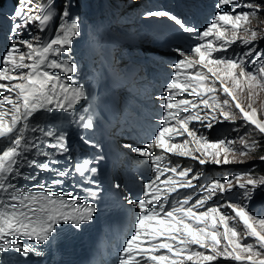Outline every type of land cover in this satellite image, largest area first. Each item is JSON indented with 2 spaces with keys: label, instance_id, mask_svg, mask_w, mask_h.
<instances>
[{
  "label": "snow or ice",
  "instance_id": "6c2138e0",
  "mask_svg": "<svg viewBox=\"0 0 264 264\" xmlns=\"http://www.w3.org/2000/svg\"><path fill=\"white\" fill-rule=\"evenodd\" d=\"M74 7L73 0H64L60 8L55 0L34 6L31 0H18L10 17L12 39L0 56V264H34L28 258L45 255L38 246L50 245L61 224L78 230L93 219L97 210L95 204L85 203L72 193L54 191L37 178L40 172H51L58 178L50 184L57 186L72 174L50 166L49 162L58 163L57 154L70 151L68 135L54 124L46 127L40 114L75 113L77 105L88 99L83 84L70 83L71 75L78 72L76 64L59 59L62 54L70 56L74 39L81 34ZM215 7L220 11L202 31L169 11L146 13L148 17H167L182 32L194 34L204 43L190 49L195 56L177 49L181 58L173 65L175 75L165 86L167 95L159 97L166 102L164 124L151 142L146 146L125 145L151 161L155 178L143 184V198L126 196L127 203L135 205L139 214L118 264H213L219 258L239 264H264V218L252 214L246 204L231 200L200 210L218 194L223 196L235 188L251 200L254 189L264 185V176L244 172L223 181L213 179L197 188L194 181L202 173L191 166L173 164L168 158V154L186 157L199 165L245 163L244 158L260 145V141L246 137L253 132L264 136V118L253 107L257 90H264V49L254 42L264 36L249 26L250 18L264 10V0H216ZM53 24L55 31L47 40L33 35L30 29L35 26L42 33ZM25 31L31 38H21ZM237 41L240 45L233 48ZM230 49L231 56L227 54ZM250 64L255 66L253 70H249ZM54 69L65 76L54 74ZM245 91L250 100L246 106L240 99ZM182 94L194 95L195 99L174 100ZM238 118L244 122L242 127L251 126L239 138L241 149L234 147L235 140L210 141L189 127L195 121L211 130L215 124H235ZM72 120L82 129L94 127L88 110L73 115ZM178 137L183 139L174 142ZM85 143L92 141L89 138ZM259 159L264 161V155ZM25 169L33 172L26 174ZM72 169L83 185L96 184L91 179L98 171L93 159L84 158ZM20 180L35 183L26 187ZM114 187L119 189L120 184ZM189 188L201 195L185 192L169 204L173 194ZM84 191L95 197L99 189L87 186ZM224 208L230 212L221 211ZM248 238L253 242H245Z\"/></svg>",
  "mask_w": 264,
  "mask_h": 264
},
{
  "label": "rangeland",
  "instance_id": "374dc122",
  "mask_svg": "<svg viewBox=\"0 0 264 264\" xmlns=\"http://www.w3.org/2000/svg\"><path fill=\"white\" fill-rule=\"evenodd\" d=\"M140 2H144V0H137L135 1L136 4L139 3V6H142V3ZM64 0L62 1V6H63ZM73 3L75 4V8H77V6L79 4H83V6L79 7L78 9H76V11H72L73 14L75 16H81L83 17V21L87 22L88 20L92 19V14L94 12V9H99L100 5L99 2L97 1V3L94 0H73ZM251 19V23H250V28L257 30L262 36H264V19L263 16L257 15L254 18H250ZM175 39V38H174ZM194 46H190L189 44H186V46L183 49H180L181 51L185 52L186 55L189 56H195L194 53H192L190 51L191 48L195 47ZM175 52V51H174ZM178 56V58L180 59L181 57L179 56L178 52H175ZM257 99V104L256 102L253 103V107H255L258 111V115L260 118H264V90H261V92L255 96V100ZM263 137V136H262ZM261 135L258 132H253L252 135L250 137H246L249 141L251 139H256L258 141H260V145L257 147V149H259L260 151H264V139H262ZM264 138V137H263ZM254 152V151H253ZM260 155L256 154L255 156H253V153L248 157V159L246 160V163H253L259 160H256V158H259ZM264 164V162L262 163ZM245 242H253L252 238H249L248 240H246Z\"/></svg>",
  "mask_w": 264,
  "mask_h": 264
},
{
  "label": "bare ground",
  "instance_id": "6f19581e",
  "mask_svg": "<svg viewBox=\"0 0 264 264\" xmlns=\"http://www.w3.org/2000/svg\"><path fill=\"white\" fill-rule=\"evenodd\" d=\"M81 1V0H80ZM211 2H213L215 5H216V0H210ZM76 39V38H75ZM74 39V40H75ZM77 39H78V37H77ZM77 39H76V41H75V45L76 46H74V54H73V57H71V61L73 60V61H80V62H83V66H85V63L87 62V61H89V60H87V55L84 53V52H82L81 51V53L80 54H78V56H76V53L78 52V44H77ZM70 61V62H71ZM64 73H61L60 71H59V73L57 74V75H63ZM44 114V113H43Z\"/></svg>",
  "mask_w": 264,
  "mask_h": 264
},
{
  "label": "trees",
  "instance_id": "16d2710c",
  "mask_svg": "<svg viewBox=\"0 0 264 264\" xmlns=\"http://www.w3.org/2000/svg\"><path fill=\"white\" fill-rule=\"evenodd\" d=\"M258 153H259V151H258ZM259 155H260V156H261V155H264V153H262V154H259ZM260 175H263V173L261 172V173H260Z\"/></svg>",
  "mask_w": 264,
  "mask_h": 264
}]
</instances>
